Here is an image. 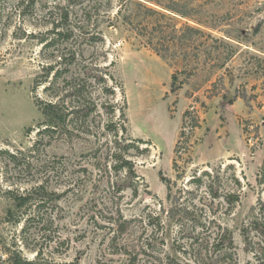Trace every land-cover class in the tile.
<instances>
[{"label":"rangeland","instance_id":"obj_1","mask_svg":"<svg viewBox=\"0 0 264 264\" xmlns=\"http://www.w3.org/2000/svg\"><path fill=\"white\" fill-rule=\"evenodd\" d=\"M134 1H122L128 23L121 0H0V264L14 251L55 264H214L227 230L231 264H264V0ZM173 1L189 16L163 8ZM59 56L72 65L34 90ZM71 85L76 131L46 133L35 99ZM120 156L137 177L116 170ZM42 184L45 203L40 190L15 209ZM181 203L193 215L169 226Z\"/></svg>","mask_w":264,"mask_h":264},{"label":"trees","instance_id":"obj_2","mask_svg":"<svg viewBox=\"0 0 264 264\" xmlns=\"http://www.w3.org/2000/svg\"><path fill=\"white\" fill-rule=\"evenodd\" d=\"M122 1H125V0H121L122 4L118 10V15L121 16L126 22L132 23L134 14L132 12H126L127 10L130 11L131 9L129 8V5H126L125 2H122ZM128 1L131 4L134 3V4H137V6H143L142 2H137L134 0H128ZM144 1H151V0H144ZM156 3H158V2H156ZM171 3H172L171 6H165L163 8L174 13V14H176V15H180L182 17L189 16V14H187V12H185L179 8L181 2L173 1ZM145 9H147V11H149L150 13H154V15L160 14V12L158 10L150 8L149 6H146V5H145ZM151 23L152 22H149L148 24L151 25ZM184 27H186V29H189L190 31L198 33V34L203 33V31L200 30L199 28H194L193 26H190V25H185ZM46 41H47L46 39L45 40L41 39V43H45ZM153 48L158 53V55H160L164 60H167V56L163 53V51L157 45L154 44ZM59 57H60V60H57L54 64H49L47 66L46 65L43 66L44 73L42 74V72H41L36 76L35 82H34V90L46 85L47 83L57 82V79L63 77V75H64L63 71L64 70L59 65L64 64V65H67L68 67H70L72 65L73 60H71L72 58H70V61L65 63L66 57H64V56H59ZM51 75H53V79L49 80ZM107 75L111 79H115L113 74L107 73ZM103 76H99L101 78H99L98 76H95V79L96 80L102 79V81L107 82V79L104 78ZM100 81L101 80H99V82ZM117 85L118 86H116V87H121L119 84H117ZM48 87L49 86H45V89H48ZM107 89H109L108 90L109 92L112 91L111 88L107 87ZM64 91H66L65 92L66 94L57 93L56 96L53 97L52 99L45 100V99H42L40 97H37L35 100H36L37 106L39 107V109L41 110V112L44 116V121H43L44 131L46 133H52V132L60 131L62 133H66L67 135L72 137L74 131H76V128L74 126V122H75V120H77V116H75V115H77L79 111H77L76 106L72 103L73 99L70 100V99H68V97H72V98L77 97L79 95L80 88L78 85H71L70 88H65ZM113 92H114V90H113ZM125 109H126V106L121 109V116H120V118H121L120 121H122V124H120V129L123 132L127 131V127L125 125V123H127V116L125 113ZM115 130H118V128H116ZM138 141L140 143V142H144L145 140L138 139ZM117 160L118 161H117V164L115 166L117 171L124 170L126 172L127 176L133 177V178L137 177V172L135 169V162H133V160H130L124 156H120ZM40 190H42V204L45 203V199H46V196H45L46 193L45 192L47 190H45V186L42 184L41 186L34 187L32 190L28 191L27 193L18 194L16 196H14L13 197V203H14L15 209L20 210L21 208L26 206L28 204V202L31 200L34 193H36ZM168 192L169 193L167 195V199H168V201L169 200L171 201V199H172L171 180L168 181ZM14 211L15 210L13 208H10L8 210L7 215L9 217V219L11 217H13ZM192 215L193 214L188 210V208L185 206V204L181 203V204H179V209L176 207H172L171 209H169V211L166 214V218H168L169 226H170L173 223H181L182 221H184L185 219H187L189 216H192ZM15 222H17V221H15ZM116 223H117L116 224V226H117V228H116L117 237L121 236L123 238V236L126 234V232L130 228V220L122 217V219H119ZM242 231H243L242 233L245 235L246 229L243 228ZM227 232H229V230H227ZM227 232L224 231L223 234H221V235L219 234L220 237L217 236L219 238L217 239V241L215 242L214 245H215L216 250H220L221 258L219 260H217L214 264H219V263L220 264H227V263L231 264L230 260H232V252L229 249L234 247V238L232 236V232H229L228 234H226ZM117 237L115 236L113 238V240H115V242L117 241ZM227 240L230 241V246L228 248H226L225 243H224ZM116 245L117 246L121 245L120 247H122L123 251H125V253H128L130 255V257L132 256L133 253L130 252V250H132L131 249L132 246L130 244L122 243L120 240V242L118 241V243ZM11 253L12 254H10V256L8 258L9 264H55V263L48 262L46 259H44L42 257V254H39V253L36 255V257L34 259H29V258L25 257L21 253V251H14ZM130 259H132V257ZM158 260L163 262L164 259L158 258ZM173 263H174V260L172 258H170L169 256H167L164 264H173ZM65 264H71V263H65Z\"/></svg>","mask_w":264,"mask_h":264}]
</instances>
